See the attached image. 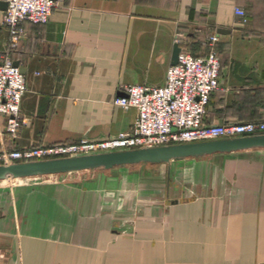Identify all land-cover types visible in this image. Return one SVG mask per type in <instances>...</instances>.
Segmentation results:
<instances>
[{
    "label": "crops",
    "instance_id": "0c3cea01",
    "mask_svg": "<svg viewBox=\"0 0 264 264\" xmlns=\"http://www.w3.org/2000/svg\"><path fill=\"white\" fill-rule=\"evenodd\" d=\"M3 12L0 55L25 77L27 125L11 138L0 116V152L130 133L137 112L114 101L123 87L164 84L176 36L193 56L216 37L219 88L203 125L264 121V0H64L46 24L23 22L13 51ZM215 157L222 182L204 181L193 200L169 206L148 182L165 175L166 198L176 200L172 170L183 160L79 183L0 181V264H264V149L188 158L186 171H206Z\"/></svg>",
    "mask_w": 264,
    "mask_h": 264
},
{
    "label": "built area",
    "instance_id": "2783aa9c",
    "mask_svg": "<svg viewBox=\"0 0 264 264\" xmlns=\"http://www.w3.org/2000/svg\"><path fill=\"white\" fill-rule=\"evenodd\" d=\"M4 2L2 25L8 33V51H13L24 36L22 23L46 24L53 10L60 8L64 0ZM234 14L240 22H246L243 10L235 8ZM215 42L216 37L209 36L200 43L207 49L203 56H193L180 49L177 63L167 68L164 84L160 87L122 88V96L114 105L122 110H136L137 118L130 133L96 142L0 152V165L263 135L264 121L202 124L209 97L219 88L220 62L213 49ZM175 43L180 44L178 36ZM25 92L24 75L9 58L0 55V116L5 117L4 130L11 138L27 125V120L20 115V102Z\"/></svg>",
    "mask_w": 264,
    "mask_h": 264
},
{
    "label": "water",
    "instance_id": "95a60500",
    "mask_svg": "<svg viewBox=\"0 0 264 264\" xmlns=\"http://www.w3.org/2000/svg\"><path fill=\"white\" fill-rule=\"evenodd\" d=\"M5 9L6 3L2 2L0 10L5 11ZM179 52V47L175 45L172 51L171 66L177 63ZM13 66L22 73L17 62L13 63ZM253 149H264V134L194 144H179L73 158L0 165V181L77 173L96 169L111 170L115 167L139 164H168L188 158H202L214 154H229Z\"/></svg>",
    "mask_w": 264,
    "mask_h": 264
},
{
    "label": "rangeland",
    "instance_id": "374dc122",
    "mask_svg": "<svg viewBox=\"0 0 264 264\" xmlns=\"http://www.w3.org/2000/svg\"><path fill=\"white\" fill-rule=\"evenodd\" d=\"M206 161H210V163L207 165L208 168L206 169V171H204V169L201 170V172L197 169H190V171H186V166L184 165L186 161H191V159L189 160H183L182 163L177 164L178 167H174V171L172 170V172H175V177L171 180L173 182V184H175L173 190H175V196L177 197L176 200L170 201L167 200L166 198V192L168 190V184L170 185V181L164 176L161 177V180L157 181H153V183L151 184L150 180H149V184L150 185H154L158 187V196L160 199L163 200L164 198V204L165 206H169L171 203L172 204H186V202L193 200L198 193L197 190L199 188V184L203 183L204 181H206V183L208 182L211 184L214 183H218V182H222L223 177H222V171H221V167L220 164L218 165V160L217 158H205ZM217 160V161H216ZM212 161V162H211ZM175 165V164H174ZM131 166H135V165H131ZM141 166H147V165H141ZM128 168H139V167H115L113 169H111L112 172H118L120 170H127ZM147 168H151L149 170V172H152L151 170H155L152 167H147ZM163 168V167H162ZM164 170V169H162ZM142 171V170H141ZM106 172H110L107 170H103V169H96V170H89V171H83V172H77V173H67V174H60V175H53V176H45V177H39V178H43L46 180H53V181H63V182H70V183H79L81 180L83 181L86 178H89V180L94 179V177L98 174H104ZM186 172L188 174H190V176L188 177L189 180H186ZM190 172V173H189ZM138 216V213L136 212V217ZM134 219L128 221L131 222V224L133 225ZM133 221V222H132Z\"/></svg>",
    "mask_w": 264,
    "mask_h": 264
}]
</instances>
